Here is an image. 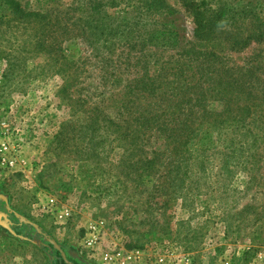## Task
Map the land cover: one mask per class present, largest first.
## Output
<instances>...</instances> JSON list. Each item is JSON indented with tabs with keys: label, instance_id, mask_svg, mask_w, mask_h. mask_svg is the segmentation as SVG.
<instances>
[{
	"label": "rangeland",
	"instance_id": "obj_1",
	"mask_svg": "<svg viewBox=\"0 0 264 264\" xmlns=\"http://www.w3.org/2000/svg\"><path fill=\"white\" fill-rule=\"evenodd\" d=\"M215 1L214 9L227 3L231 18L264 9V0ZM20 2L32 11H55V43L76 63L71 92L74 98L88 95L94 104L116 98L142 69L141 54L174 59L195 43L194 18L179 0H165L168 12L151 18L125 6L104 10L101 20L122 35L108 46L90 45L83 27L67 30L61 21L66 13L74 18L90 13V7L72 0ZM9 17L0 3V197L11 212L88 264H110L105 254L120 250L138 253L141 262L150 264L162 257L167 264H264V159L254 181L242 168H230L228 174L220 148L209 152L211 178L194 186L192 178L184 191L173 187L172 195L159 192L164 181L136 175L117 186V169L110 159H118L121 152L113 151L98 169L80 153L85 144L76 132L63 136L68 141L62 144L55 141L70 113L60 95L64 81L48 55L34 53L30 44L36 31L25 35ZM152 32H170L178 45L165 50L148 46ZM129 47L136 49L129 52ZM260 53L264 44L256 43L224 52L231 65L241 66ZM74 107L79 108L78 102ZM0 264H52V259L0 224Z\"/></svg>",
	"mask_w": 264,
	"mask_h": 264
},
{
	"label": "trees",
	"instance_id": "obj_2",
	"mask_svg": "<svg viewBox=\"0 0 264 264\" xmlns=\"http://www.w3.org/2000/svg\"><path fill=\"white\" fill-rule=\"evenodd\" d=\"M179 1L194 18L193 46L168 60L157 53L141 54L138 59L143 61L142 69L133 74L116 98H104L94 104L88 95L74 98L71 92L76 63L62 55L55 43L59 23L55 11H32L20 0H0L9 10L8 22L22 28L25 35L36 31L30 44L34 53L48 55L56 75L64 81L60 95L65 97L70 113L55 141L62 144L68 141L63 136L76 132L85 144L80 153L85 160L93 159L98 169L113 151L121 152L118 159H110L117 169V186L123 178L136 175L164 181L159 192L172 195L173 187L184 191L185 183L192 178L193 186L211 178L213 173L207 169L209 152H219L220 148L224 150L220 155L228 174L232 173L230 168H242L254 181L264 159V54L254 55L242 66L231 65L229 56L224 54L227 48L231 52L243 51L253 43L264 44V9L245 10L231 18L227 3L221 2L214 9L215 0ZM72 3L90 7V13L85 11L75 18L66 13L61 21L67 30L83 27L92 46L115 44V37H122L120 31L115 32L101 20L104 10L125 6L151 18L166 14L169 9L165 0ZM129 33L128 36L133 32ZM145 43L165 50L176 47L178 40L170 32H152ZM132 49L136 48L129 47V52ZM76 102L78 109L74 107ZM6 205L0 197V209L7 208ZM11 215L13 223L9 224L17 237L31 241L47 253L52 264H66L50 236L26 219L13 212ZM63 250L74 264H88Z\"/></svg>",
	"mask_w": 264,
	"mask_h": 264
},
{
	"label": "built area",
	"instance_id": "obj_3",
	"mask_svg": "<svg viewBox=\"0 0 264 264\" xmlns=\"http://www.w3.org/2000/svg\"><path fill=\"white\" fill-rule=\"evenodd\" d=\"M2 151L3 149H0V153ZM14 163L15 161L13 162L11 161L9 165L14 166ZM104 261L110 264H114L115 262H118V264H150L146 262H141L139 260L138 253L136 255L134 253L124 252L123 250H120L116 252L115 254L106 253L104 256ZM155 264H167L166 258L165 257L159 258V260Z\"/></svg>",
	"mask_w": 264,
	"mask_h": 264
},
{
	"label": "water",
	"instance_id": "obj_4",
	"mask_svg": "<svg viewBox=\"0 0 264 264\" xmlns=\"http://www.w3.org/2000/svg\"><path fill=\"white\" fill-rule=\"evenodd\" d=\"M2 198L4 199V201H6V199L4 197H2ZM0 224L2 226H4L6 229H8L12 234L15 235V233L13 232V230L10 227L7 214L4 212H1V211H0ZM55 248L60 252L61 257L63 258V260L66 264H74L72 261H70L68 258H66L65 252L60 246L55 245Z\"/></svg>",
	"mask_w": 264,
	"mask_h": 264
},
{
	"label": "flooded vegetation",
	"instance_id": "obj_5",
	"mask_svg": "<svg viewBox=\"0 0 264 264\" xmlns=\"http://www.w3.org/2000/svg\"><path fill=\"white\" fill-rule=\"evenodd\" d=\"M0 211L4 212L7 214L8 216V219H9V223H13L12 221V215H11V211L8 209V208H3V209H0ZM11 221V222H10ZM67 255V254H66Z\"/></svg>",
	"mask_w": 264,
	"mask_h": 264
}]
</instances>
